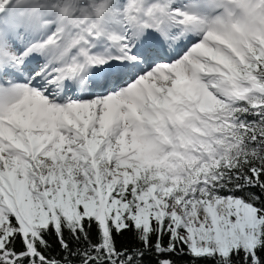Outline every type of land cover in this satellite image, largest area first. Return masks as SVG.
<instances>
[{
    "label": "snow or ice",
    "instance_id": "snow-or-ice-1",
    "mask_svg": "<svg viewBox=\"0 0 264 264\" xmlns=\"http://www.w3.org/2000/svg\"><path fill=\"white\" fill-rule=\"evenodd\" d=\"M0 264H264V0H0Z\"/></svg>",
    "mask_w": 264,
    "mask_h": 264
}]
</instances>
